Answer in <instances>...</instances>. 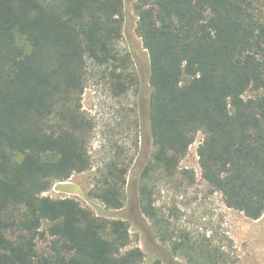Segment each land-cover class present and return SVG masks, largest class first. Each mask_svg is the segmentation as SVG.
Masks as SVG:
<instances>
[{
	"label": "trees",
	"instance_id": "obj_1",
	"mask_svg": "<svg viewBox=\"0 0 264 264\" xmlns=\"http://www.w3.org/2000/svg\"><path fill=\"white\" fill-rule=\"evenodd\" d=\"M130 2L150 59L155 150L139 177L143 213L182 248L153 187L180 173L202 132L203 178L227 207L264 215V0H0V264L143 263L141 248L127 249V222L44 195L92 165L82 111L90 77L118 93L135 85L118 49ZM127 174L111 162L89 195L121 209ZM191 247L199 264H228L220 247Z\"/></svg>",
	"mask_w": 264,
	"mask_h": 264
},
{
	"label": "rangeland",
	"instance_id": "obj_2",
	"mask_svg": "<svg viewBox=\"0 0 264 264\" xmlns=\"http://www.w3.org/2000/svg\"><path fill=\"white\" fill-rule=\"evenodd\" d=\"M127 12L118 49L121 65L136 76L135 85L118 93L106 77L99 74L90 77L82 96V111L90 128L88 150L92 165L66 181L55 182L44 195L75 198L100 217L127 222L131 236L127 249L141 248L145 254L142 264H199V257L191 247L195 244L210 245L212 250L220 247L228 264H264V215L252 220L227 207L223 195L203 178L198 154L205 137L202 132L181 161L180 173L153 187L157 212L176 232L172 236L175 242L183 243L182 248L176 252L172 241L164 242L156 233L154 222L143 213L139 177L155 150L148 121L150 59L135 32L137 16L131 2L127 4ZM111 162L128 169L121 209H107L89 195L95 176L107 171ZM44 248L45 243L39 242V249Z\"/></svg>",
	"mask_w": 264,
	"mask_h": 264
}]
</instances>
